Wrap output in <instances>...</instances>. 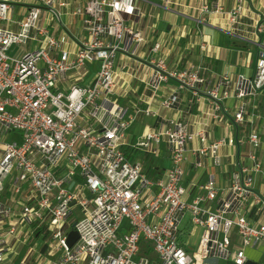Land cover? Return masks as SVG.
<instances>
[{
  "label": "built area",
  "instance_id": "built-area-1",
  "mask_svg": "<svg viewBox=\"0 0 264 264\" xmlns=\"http://www.w3.org/2000/svg\"><path fill=\"white\" fill-rule=\"evenodd\" d=\"M240 3L226 11L204 0L200 19L228 16L232 37L256 50L252 75L233 82L226 72L209 83L201 69L170 68L164 45L156 43L151 84L175 81L181 92L206 97L211 108L200 127L184 117L158 119L154 129L131 142L128 131L136 116L126 118L125 109L109 99L117 85L116 56L133 57L146 41L127 22L126 15H134L131 2L89 0L82 8L88 40L75 53L56 54L60 42L42 23L51 0H0V264H209L229 250L234 230L243 250L264 246V194L256 187L264 174V124L250 127L245 104L234 112L225 106L229 99L264 96V11L254 10L253 24L244 30V0ZM66 6L59 2L60 8ZM16 7L26 9L19 21L10 18ZM41 37L38 49L21 56L11 52ZM95 64L90 84L60 87L70 74L80 78ZM184 104L179 91L162 101L169 110ZM146 113L159 116L151 109ZM84 117L102 129L92 128ZM222 118L234 134L210 141L209 126ZM196 142L198 168L205 158L219 160L222 147L236 152L229 162L230 185L221 188L211 179L189 202L184 178L188 150ZM163 143L172 167L159 180L150 179L141 158L131 161L124 152L131 147L157 155ZM214 201L213 209L209 203ZM187 214L193 226L205 229L196 251L180 242ZM71 232L78 235L72 247ZM246 260L241 251L233 262Z\"/></svg>",
  "mask_w": 264,
  "mask_h": 264
},
{
  "label": "crops",
  "instance_id": "crops-1",
  "mask_svg": "<svg viewBox=\"0 0 264 264\" xmlns=\"http://www.w3.org/2000/svg\"><path fill=\"white\" fill-rule=\"evenodd\" d=\"M23 2L24 0H14ZM65 2V8L59 7V2ZM89 0H51L50 9L45 10L42 22L48 24V35L55 37L60 42L59 50L56 54L68 51L75 53L79 45L87 41L89 34L83 23L82 8ZM131 2L134 15H127V22L133 24L142 31L145 37V44L142 45L133 57L119 53L115 59L114 70L117 78L116 89L109 96L111 102L126 111V118L136 116L135 121L128 131L129 141H136L144 136L148 131L154 129L158 119H174L184 117L196 124L202 125L206 113L210 110L209 100L200 96L193 97L190 91L181 92L178 83L168 81L160 84H151L155 77L156 67L153 64L155 54L153 48L156 43L164 45L162 55L172 69L194 68L201 69L203 75L204 58L211 61L212 69L207 66L205 76L209 83H214L219 78L229 72L235 82L240 75L249 77L254 72L257 61L256 50L250 45L244 44L232 37L233 26L227 15L213 14L200 19V9L204 0H126ZM213 9L222 7L226 11L237 8L240 0H208ZM264 11V0H244L242 16L240 17L241 28L250 29L254 21V10ZM26 13L22 7L14 8L10 18L19 21ZM51 20V21H50ZM12 30H18V25L12 23ZM44 37L40 41L29 42L24 47L12 48L11 52L17 55H24L29 51L38 49ZM235 44L237 47H233ZM205 49H202V47ZM98 65H91L87 69V74L78 77L70 74L67 79L60 84L61 88H68L73 84H90L95 76ZM218 68V72L213 70ZM180 92L184 105L176 106L173 109H166L162 106V101L176 92ZM121 102V104H118ZM191 102V105H188ZM245 104L250 114V127L257 128L264 124V96L257 99H229L225 101V106L230 112L236 111ZM147 109L158 112L159 116L146 113ZM92 128L101 130L102 125L97 121H91L87 117L83 118ZM234 134V127L225 118L221 121L212 122L208 128V138L210 141H217L222 137H229ZM264 140V134H263ZM199 143H194L188 150L189 163L186 166L184 184L188 189L187 199L189 202L203 194L202 186L211 179H215L217 185L226 188L230 185V157L236 152L233 147H222L218 153L219 160L212 158L203 159L202 167L195 164L196 156L193 150L199 147ZM144 162L145 172L149 171V177H156L159 180L163 174L172 167L170 152L165 143L160 147L159 154L151 155L146 151L139 150ZM146 157V158H145ZM159 159L156 161L155 159ZM264 160V151L261 152ZM258 191L264 194V174L258 175L256 179ZM214 209L217 201L209 203ZM186 217V216H185ZM183 219L180 225V242L191 251H196L200 246L205 229L195 227L189 219ZM244 251L247 260H253L259 264H264V246L258 248H246L243 250L241 240L237 236L236 230L232 235V245L228 251L221 253L218 258L207 260L209 264H234L232 254Z\"/></svg>",
  "mask_w": 264,
  "mask_h": 264
},
{
  "label": "trees",
  "instance_id": "trees-1",
  "mask_svg": "<svg viewBox=\"0 0 264 264\" xmlns=\"http://www.w3.org/2000/svg\"><path fill=\"white\" fill-rule=\"evenodd\" d=\"M126 17H127V15H126ZM232 46L233 47H237L235 44H232ZM207 66H210L211 69H212L211 61L209 59L204 58V60H203V66H202L203 71H204L202 73H203L204 76H205V69H206ZM213 70H216V72L219 71L218 68H214ZM124 152H125L127 158L129 160H131V161H134L140 155L139 150L134 149V148H131V147H126L124 149ZM146 173L149 175V171H147ZM150 177L153 178V179H156V177H152V176H150ZM147 252L148 253H151V250L150 251H147Z\"/></svg>",
  "mask_w": 264,
  "mask_h": 264
},
{
  "label": "water",
  "instance_id": "water-1",
  "mask_svg": "<svg viewBox=\"0 0 264 264\" xmlns=\"http://www.w3.org/2000/svg\"><path fill=\"white\" fill-rule=\"evenodd\" d=\"M78 235L76 232H71L68 238V244L70 247L73 246V244L77 241ZM245 264H259L253 260H246Z\"/></svg>",
  "mask_w": 264,
  "mask_h": 264
},
{
  "label": "rangeland",
  "instance_id": "rangeland-1",
  "mask_svg": "<svg viewBox=\"0 0 264 264\" xmlns=\"http://www.w3.org/2000/svg\"><path fill=\"white\" fill-rule=\"evenodd\" d=\"M118 104H121V102H118ZM156 161H159V159L157 158V159H155ZM189 217H190V215L189 214H187L186 215V217H185V219H189ZM48 240H46V242H47ZM45 243V242H44ZM24 252H25V250H24ZM23 256H24V253L21 255V258H23ZM235 256H236V254L235 253H233L232 254V258H234L235 259Z\"/></svg>",
  "mask_w": 264,
  "mask_h": 264
}]
</instances>
